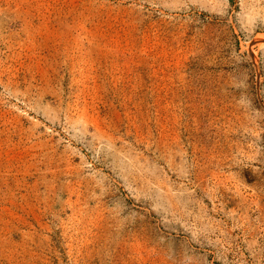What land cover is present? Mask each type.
<instances>
[{"label":"rangeland","instance_id":"374dc122","mask_svg":"<svg viewBox=\"0 0 264 264\" xmlns=\"http://www.w3.org/2000/svg\"><path fill=\"white\" fill-rule=\"evenodd\" d=\"M0 151V264H264V0H0Z\"/></svg>","mask_w":264,"mask_h":264},{"label":"crops","instance_id":"0c3cea01","mask_svg":"<svg viewBox=\"0 0 264 264\" xmlns=\"http://www.w3.org/2000/svg\"><path fill=\"white\" fill-rule=\"evenodd\" d=\"M34 157V152L29 151H0V233H22L21 229L35 228L28 219L36 218L33 196L41 192L35 180L42 181L43 175L36 173Z\"/></svg>","mask_w":264,"mask_h":264}]
</instances>
